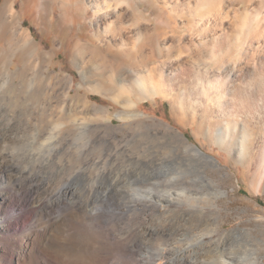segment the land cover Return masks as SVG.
I'll use <instances>...</instances> for the list:
<instances>
[{
	"label": "rangeland",
	"instance_id": "374dc122",
	"mask_svg": "<svg viewBox=\"0 0 264 264\" xmlns=\"http://www.w3.org/2000/svg\"><path fill=\"white\" fill-rule=\"evenodd\" d=\"M153 1L155 9L152 12L156 16L157 26L167 34L160 38L162 53L154 57L157 59L156 63L149 64L148 68L156 65L153 66L157 69L154 77L158 82L159 77L167 78L172 69L177 81L172 86L173 99L157 96L142 100L129 110L125 106L124 92L120 91V95L117 85L111 88L114 85L112 68L116 69L118 65L106 64L103 58L107 44L112 47L114 45V51H117V47L120 49L117 46V35H107L100 30L102 36L95 41L82 37L84 34L90 37L97 33L94 24L96 15L89 0H75L78 7L85 12L80 8L81 11L75 10L70 17H64L62 9L59 8L62 0H0V121H21L25 95L29 96L31 104L28 134L21 133L22 139L10 144L9 150L16 156L14 161L19 168L28 165L34 167L42 161L44 152H50L45 173L47 181L55 186L63 183L71 170L84 167L88 174L86 177L78 175L74 187L82 200L91 203L90 214H105L101 218L102 224L114 221L111 214H127L123 222H117L119 229L142 228L151 219L157 221L159 228L182 227L187 234L184 237L182 234L177 236L176 245L190 241L193 244V233L207 231L209 234L205 239L212 242L213 250L207 253L201 251L200 256H194L192 261L200 258L197 262L205 264L209 255L206 264H215L218 257H221L219 260L231 259L232 264H264V179L259 191L254 186L260 172L258 170L264 145V121L248 123L245 119L234 120L230 116L233 112L228 108L232 104H229L230 100L227 98L216 103L214 97L215 101L213 98L212 105L209 103L207 109L201 97L193 101L194 91L199 92L200 87L192 81L191 73L195 62V46L203 47L198 62L202 64L201 69L208 72L209 79H214L216 73H222L224 66L221 65V55L228 46H232L231 58L225 67L237 62L241 63L236 65H243L245 61L239 57L243 58L247 48L251 47V50L257 44L263 46L264 25L259 34L249 31L245 37H241V40L245 39L243 45L236 40V36L244 29H241L244 18H248L255 11V2L258 0H251L252 5L248 4V7H233L231 12L224 15L225 18L217 11L220 0H208L211 3H207V0ZM143 2L142 11L145 17H149L148 0ZM236 3L237 1L234 5ZM130 19L132 17L127 15L122 25V34L129 38L135 33L131 26L133 20L131 23ZM195 19L206 21L205 32L197 31L199 29L194 31ZM250 23L249 27L252 24ZM3 24L12 25L13 32H5ZM13 27H16L18 34ZM221 31H226L227 34L231 32L228 37L231 38L225 40V32L221 34ZM23 34L28 35L31 41L28 48L22 47ZM247 41L248 47L245 45ZM126 47H122V51H127ZM170 49L171 53L166 54ZM130 59L132 60L123 56L121 69L125 71V80L120 85L125 88L136 78L145 75L144 71L137 68H134L135 73L128 72L134 65L139 68L142 63L139 54L134 53ZM249 59L246 62H250ZM215 62L218 65L214 66ZM84 76L86 79H83ZM28 83L31 84L30 87ZM159 83L163 85L162 81ZM186 89L190 90H187L190 94L186 93ZM133 98L135 101L136 97ZM181 99L185 101H182L186 108L184 111L179 106ZM252 100L248 105L255 104L253 97ZM131 112L137 117L130 118L128 115ZM194 113L198 114V119L194 118L197 123L199 120L206 122L204 132H199L197 123H193ZM244 124L250 128L252 145L249 153L240 157L235 149L241 134L239 128ZM52 127L57 128V131ZM50 129L53 130V136L59 134L58 138L54 139L49 134ZM226 129L230 130L229 136L224 135ZM220 130L226 142L223 145L218 140ZM184 140L212 159L216 167L204 164L185 146H181ZM3 147L5 145L0 146V151H3ZM56 148L59 149V154L55 151ZM75 151L82 156L74 158L72 154ZM183 210L189 215L187 221L182 220L181 216L178 217L183 214ZM8 211L12 215L17 213L13 204ZM85 226L90 230L88 225ZM92 232L90 230L86 236ZM147 239L142 240L139 236L138 244L144 248L138 249L130 244L128 254L123 255L121 262L112 254L114 258H110L111 263L141 264V256L146 251L155 249L156 245L161 247L162 254L154 255L148 264L168 263L169 257L165 254L168 244Z\"/></svg>",
	"mask_w": 264,
	"mask_h": 264
},
{
	"label": "bare ground",
	"instance_id": "6f19581e",
	"mask_svg": "<svg viewBox=\"0 0 264 264\" xmlns=\"http://www.w3.org/2000/svg\"><path fill=\"white\" fill-rule=\"evenodd\" d=\"M143 1L144 0H89L90 2L89 5L96 15L94 24L97 27L96 30L97 33L95 34V36L89 37L86 36L85 34L82 36L83 38L88 39L89 41H93V40L95 41L97 40V38L99 39L102 36L101 31L107 35L110 33L117 35L119 39L117 46H120L119 47L120 49H118V47L115 45V49L117 47L116 49L117 51H114L113 49L114 45L112 47L111 45L107 44V47L105 49V57L103 58H105L104 60L106 64L110 63L112 66L118 65L116 69L112 68L113 73L111 74H113L112 77L114 78V81L113 80L112 81L115 86L112 84L113 86H111V88L112 87L115 88L117 85V87H119L120 95L122 94V92H124L123 96H124L125 106L129 110L133 109L136 106V103L141 102L142 100L152 99L157 96L162 97L164 99H170V100L173 99L171 97V94L174 90L172 86L174 84L173 82H175V80L177 81V77L176 75H174L171 69L167 74V78H163L164 79L163 80L161 77H159V82L162 81L163 83V85L161 86L160 83L156 81L154 77L155 70L157 69L154 68L153 66L156 65H153L152 67L148 68L149 64L156 63L157 59L154 57L157 54H160L161 52L160 38L161 36L166 35L167 33L165 32V30H162L159 26H157L158 24H157L156 16H153L152 10L155 9V2L153 0H148L147 9L149 11V17L147 16L145 17L142 11L144 5ZM233 1L234 2L237 1L236 3L237 5H234ZM236 1L220 0V7L218 8L217 11H219L220 15L223 14L222 16L224 15L226 16L229 12H231V9H233V7L235 8V6L240 7V5H242L243 7H246L248 4L252 5L251 0H236ZM206 2L211 3V1L208 0ZM207 7L208 6L206 5L205 8ZM263 7H264V0H258L257 2H255V8H254L255 11L252 14H250L248 18L247 17L244 18L245 20L241 28V29L244 28L243 30L246 29L245 31L248 32L246 33L245 31L243 32L242 30L240 31V33L242 32L241 34L238 32L239 35L237 36L235 35L238 43H242L243 45V40L245 39L241 40L240 38L243 36L245 37V34H248L249 31L251 33L254 32V34L257 35L263 30L262 29L264 25L263 24L264 12H262V9L264 10ZM59 8L62 9L64 17H70L72 16V13L75 10L81 11L82 9L81 7H78L75 0H62ZM197 8L198 7H196V9ZM235 12L236 11H234L233 13ZM86 15L83 17L85 18ZM127 15H130L132 17V19H130V21L133 20V24H131V26L134 27V31H135L133 37L130 38L124 37V35L122 34L124 29L122 25ZM110 19H114V21H109ZM194 21H195V23L193 22V26H195L193 27L194 31L199 29L197 31L205 32L204 26L206 25V21H204L203 19H195ZM249 22H251L252 24L251 23L250 24L251 26H253L251 29H250L251 26L249 27ZM11 26L8 24L7 25L3 24L4 31L7 32L8 34L10 31L13 32ZM14 28H15V32H17L16 27H13V29ZM19 30L23 32L21 28H19ZM223 32L226 33V31ZM223 32L221 31V34ZM225 33L223 36L226 40L231 32L228 34ZM22 39L24 40V44L22 47H26V48L30 47L31 41L28 35L23 34ZM245 42L246 41H244V43ZM107 43L109 42L107 41ZM247 44L248 41L245 45L247 46ZM162 45L164 46L165 44L163 43ZM240 45L241 44H239V46ZM122 47H126L128 50L122 51L124 49ZM202 48L201 46H195L193 51V57L195 59V62H194V66L192 65L194 67L192 69L193 71L191 70L192 72L191 71L190 72L193 73L192 81L194 82V84H196V86H199L200 88L198 90L199 92H197L196 89H195L196 91L193 90L195 92L194 95L195 99L192 100L196 101L199 97H201L204 101V107L206 106L207 109L210 106L209 103H211L212 105L214 97H216L217 100L216 103L218 101L221 103L224 100V98H227V100H230L229 104L230 103L232 104V106L228 104L229 105L228 108L229 110H231V112H233L232 114L230 113L231 114L230 116H232L234 120L241 121L245 119L246 121H248V123H250V121L257 123L259 120L260 122L264 121V44L263 46L262 44L260 45L257 44V46H254L251 50H250L251 47L249 49L247 48L245 54H243L244 52L243 51L242 52L243 58L242 56L239 57L243 61H245L243 65L241 64L236 65L237 63H241V62H237L235 65L231 64V66L225 67L227 63H229L231 58L230 51L232 46H228L226 48L227 50L225 49L226 51L223 53V55H221V62H222L221 65L224 66V67L222 66L224 69L222 68L223 71L221 70L222 73L220 75L216 73L214 75V79L213 78L209 79V77H207L208 72L203 71L201 69L202 64L198 62L199 61L198 59H200L199 54L202 52L201 51ZM171 51L172 49L167 51L166 54H170ZM134 53L136 55L137 54L140 55V57L142 58V63L141 65H139V68L137 65H134V67H132V69H130V71L128 72L135 73L136 69L134 68H137L141 72L144 71L145 75L136 78L132 82L129 81L130 82L128 85L129 87L125 88L124 86L120 85L125 80L123 78V73H125V71L121 69L124 63L123 56H126V58H128L129 60H132L130 58L132 55H134ZM248 59L250 60V62H246V60L248 61ZM175 65H177L176 67H178V64ZM213 65L216 66L218 65V63L215 62ZM168 76L170 77V79H168ZM83 79H86V77L84 76ZM30 85L31 84L28 83L29 87ZM187 90L189 89H186V91ZM189 91H187L186 93H188ZM93 92L96 91L93 90ZM188 94H190V92ZM181 95L183 94L181 93ZM133 97H136L135 101H133L134 99ZM252 97L254 98L255 104L253 103L251 105H248V103L250 104V102L253 101ZM25 98L26 99L23 100L24 104H23L22 118L20 119L21 121L15 122L16 120L15 121L13 120L14 121L13 122L12 119H8L7 123H5V121H0V146L5 145V147H3V151L2 150L0 151V264H113L110 261L112 254H115L114 256H116L117 260L119 259L120 261L121 258H123V255L128 252V245L132 244L133 245V246L131 245L132 247H136L138 249H141V247L144 248V246L138 244L140 243L138 241L139 236L142 237V240L143 238L144 239L148 238L151 240L152 239L156 240V242L157 241L163 242L162 244H168V249L165 252V254L167 255V257H169V261L168 263L165 264H200L201 261L197 262V260H199L200 258L196 259L194 262L192 261L193 257L196 255L200 256L201 251L207 253L213 250V249L211 250L213 245L212 242H207V240L205 239V236L209 234L207 233V231L206 233H203L202 231H199L197 234L193 233L192 234V237L194 238L193 244L191 243L192 241H190L189 242L190 244L181 243L176 245L177 243H175V240L178 241L176 237L180 236L181 234H182L181 236L184 237L187 234L186 233L187 231L182 229V227L174 226L172 228H159L156 223L157 221L151 219L148 220V222L142 228H132L129 230L119 229L117 222L119 223L123 222L127 217V214H111L114 221L102 224L101 218L105 214H100V215L90 214L91 203L88 200H82L79 194L77 193L76 188L74 187L76 183V179L79 177L78 175H81V177L87 176L88 173H86L84 167L76 168L75 170L73 169V171L71 170L70 172L71 174L67 175L69 177H67L65 181L63 180L64 181L63 183H59L57 186L47 181V173H45V169L48 166L47 159L48 157L51 156L50 152L49 153L44 152L43 156L40 155L42 158L43 157L44 158L42 159V161L38 160L40 162L36 160L38 163L35 164L36 163L35 161L34 167H31L32 165L30 166L27 163L28 166L19 168L14 161L16 156H14L12 151H10L9 149H11L10 144H13L16 141L22 139L21 133L23 135L24 132H27L28 130L27 128L29 127L28 117H29L31 104L29 103L30 101L29 96L25 95ZM182 99L179 102V106L180 109L184 111V109H186L184 107L185 101H183ZM175 100L176 99L174 98L173 101L175 102ZM187 105L185 106L187 107ZM210 110L211 108L208 109V111ZM128 116L130 118L137 117L132 112ZM194 116L195 117H193V120L194 118L198 119L197 113H194ZM119 117L121 118L122 116ZM194 121L195 122L193 123H197L196 120ZM248 123L246 124L249 125ZM205 125L206 122L204 123V120H199V122L197 123L198 131L204 132ZM247 125L245 124L244 126L241 125L242 127L239 128L241 129L240 131L241 134L240 137L238 135L239 140L236 142L237 144L235 150L238 151L240 157L246 156V154L249 153L251 149L250 147L252 145V142H250V137H251L249 132L250 128H248ZM18 126L19 128H17ZM56 127H58V125ZM15 128H17V131H14ZM56 129L57 128L53 130ZM53 130H51L52 132L50 131L49 133L52 136H53L52 134ZM235 130H233V132H235ZM228 134H230V130H227L224 135L229 136ZM58 135H59L58 133L57 135L54 134L53 138L54 139L58 138ZM214 135L216 136V134ZM222 136H223V132H221L220 130V137H218L217 135V137L219 138L218 140H220V145L222 143L226 144ZM182 144L181 146H185L187 150L192 152L198 160L202 161L204 164L208 166L211 167L215 166L212 159L210 160L206 155L202 154L196 147L188 145V143L185 140L183 141ZM13 147H15V145H13ZM76 148H78V146H76ZM55 151H58L59 154L58 148H56ZM72 156L74 158H80L82 154L79 153L78 151H75V153H73ZM39 164L40 166H38ZM259 164H260V170H258L260 171L259 176L257 180L254 178L256 180L254 185L256 191H259L258 189L261 187V184L264 179V145L261 150V157ZM12 204L16 207V211H17V213L14 215L10 213L11 210L8 211L9 206ZM56 210H58V213L56 212ZM180 216L182 220L187 221V217L189 215L185 214L183 210V214L178 215V217ZM85 225H88L90 227V230L93 231L91 235H89L88 237L86 236V234H88L90 230ZM161 251H162L161 247L159 245H156L155 249H152V251H146V253L141 256L139 263L148 264L150 261H152L153 259L152 257L154 255L160 256L162 254ZM113 258L114 257H112V260ZM207 258L205 260V264L207 262ZM219 258L221 257L217 258L218 260L216 261L215 264L233 263L231 259L224 258V260H219Z\"/></svg>",
	"mask_w": 264,
	"mask_h": 264
}]
</instances>
